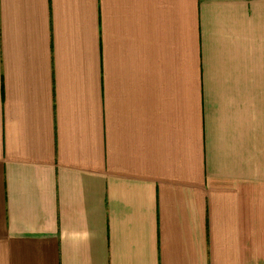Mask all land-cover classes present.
I'll list each match as a JSON object with an SVG mask.
<instances>
[{"label": "crops", "instance_id": "crops-1", "mask_svg": "<svg viewBox=\"0 0 264 264\" xmlns=\"http://www.w3.org/2000/svg\"><path fill=\"white\" fill-rule=\"evenodd\" d=\"M0 264H264V0H0Z\"/></svg>", "mask_w": 264, "mask_h": 264}]
</instances>
